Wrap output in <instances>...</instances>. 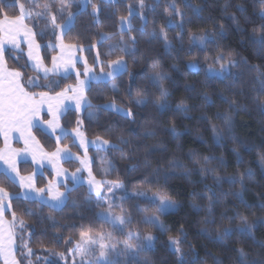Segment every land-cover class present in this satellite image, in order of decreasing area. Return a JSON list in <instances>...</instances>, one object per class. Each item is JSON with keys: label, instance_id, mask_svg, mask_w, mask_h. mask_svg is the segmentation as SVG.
<instances>
[{"label": "trees", "instance_id": "trees-1", "mask_svg": "<svg viewBox=\"0 0 264 264\" xmlns=\"http://www.w3.org/2000/svg\"><path fill=\"white\" fill-rule=\"evenodd\" d=\"M22 3L30 4L31 0H20ZM41 3L46 0H40ZM143 16L132 14L129 16L128 5L139 8L140 0H92L93 4L100 7L99 23L90 15L92 9L81 14L76 20V27L72 34L66 38V43L77 42L79 35L84 44L85 53L93 61L97 50L100 52V58L107 64L109 59H118L123 53L115 51L110 57L107 56L109 49L114 45H120L123 42L129 48H135L137 52L136 60L133 62L128 58L129 71L131 76L125 75L118 77L115 83L121 90V95L117 96L110 91V85L106 83H93L92 91L88 98L93 105L97 106L89 111L97 112V121L89 122L86 113H83V129L86 137L95 140L97 136L110 140L111 143H118L120 138L131 141V144L125 147V152L129 154V159H121L119 152L105 153L92 148L90 153L95 161L93 170L99 179H104L101 175L102 168H108L109 164L116 166V172H109L108 180H119L125 184L127 193L134 197L133 193L146 191L150 195L156 194V187H149L141 181L143 174L148 172V179H151V173L156 168L161 170V185L164 184L163 176L169 172V164L173 160H178L186 165L185 168H177L174 171L172 179H169L165 190L178 204L181 205L177 213L162 216L161 220L170 228L168 234H161L156 229L143 225L140 221L143 216L158 215L155 209H151L143 214L135 211L136 200L130 198L124 202V207L129 210L128 214L134 219V223L128 228L133 232L141 234L151 233L157 236L155 248L149 253L141 256L140 264L147 260L148 264H179L182 254L184 264H215L217 258L222 259L224 264H239L237 250L243 247L246 251L255 257L256 253L264 255V248L259 246V241H264V210L258 207L261 201H264V168L261 167L259 153L264 152V112H261L255 102V97L259 93V75L255 70L259 68L264 72V55L258 54L257 46L254 43L256 38L264 35V30L260 28L264 20L259 17L262 7L258 0H175L176 6L184 16L173 14L169 17L168 13L173 12L171 7L173 0H143ZM5 4L15 5L16 0H4ZM191 4L192 8L186 7ZM243 4L246 11L241 13L237 5ZM200 8L202 11L196 15L192 9ZM40 9H35L39 11ZM71 11L75 12L73 7ZM18 14V8L12 7L8 11L9 16ZM235 16L238 24L233 21ZM121 17H126L130 22L131 31H128V25L123 26ZM2 18V17H0ZM171 21V23H170ZM187 21H191L188 23ZM34 31L40 33L45 30V25L41 22L36 27L32 19L27 20ZM185 23L183 32L173 24ZM223 29L226 35H217V43L209 44L207 51H202L199 47L194 49L193 54L189 55L188 50L193 48L192 37L203 36L212 32H219ZM255 29V31H254ZM165 32L168 42L173 46L172 56L165 52L164 41L161 40L160 33ZM156 33L157 39L152 40L151 36ZM182 35V40L178 39ZM107 36L108 39L102 41L101 37ZM135 36V42L131 39ZM39 44L45 58L50 61L51 57L57 52L52 47H46L55 43L53 37L48 35L46 39L37 35ZM89 44H94L95 48H90ZM217 44L222 54L238 62V66L232 71L239 73L235 81H211L207 80L203 69L217 54ZM22 59L18 63L16 55ZM8 65L12 69H18L20 64L27 60L24 53H8ZM198 62L200 71H189L187 65L190 62ZM247 61V63H245ZM158 62L160 72L167 74L176 82L175 86L166 81L167 87L171 93L169 102L170 110L164 115L159 116L156 113L155 103L157 102L158 89L153 88L145 76H152L150 64ZM178 68L177 72L174 69ZM34 70L25 73V80L36 76ZM61 79V78H57ZM47 82V81H42ZM41 82V83H42ZM75 79L70 77L62 80V85L67 87L73 85ZM186 85H192L195 91H186ZM131 86V87H130ZM148 90L151 95L147 96L153 103L146 111H139L132 100L145 98L143 93L137 94V89ZM39 91L40 89H35ZM207 94L211 103L204 100V94ZM264 100V96L260 97ZM184 101L191 111L188 118H184L176 113V107ZM236 101L241 107L237 111H232L229 102ZM115 102L117 107L127 109L132 108L133 113H138L135 123L125 120L118 114L109 111H98L100 105ZM225 113L232 116L233 132L239 141L248 145L259 146L258 150L248 151L241 144L233 143L228 138L225 130V139L222 145H217L214 141V135L211 131L212 125L219 129L224 128L223 120L218 116ZM80 117L75 110H69L62 118V126L68 128L69 136L61 140V145L69 147L74 153L80 154V148L74 144L73 129L75 121ZM206 117V119H202ZM146 118V119H145ZM174 121L178 131L182 133L179 141H174L164 129L171 127ZM105 129H112L111 132ZM155 133L152 138L148 134ZM35 135L41 142L44 149L48 152H54L57 145L50 134L36 131ZM202 138V139H201ZM177 143L180 147L177 148ZM2 140L0 139V146ZM156 145H162L161 148H155ZM124 147V146H122ZM235 148L243 158V163L237 167L236 156L233 153ZM166 149V151H165ZM152 151V155H146ZM197 152L198 159L202 156H214L216 160L209 167L216 168V176L202 174L189 160V153ZM134 153V155H132ZM97 157H103L101 161ZM223 157L226 161V167H219L218 160ZM145 159L152 164V169L143 167ZM65 167L70 170H77L79 163L76 161H67ZM136 167L135 173H127V169ZM251 168L253 176L251 180L246 179V187L243 192L245 200L252 209H245L239 205L235 196L231 193L241 191L239 184L229 185L227 177L239 173H246ZM20 171L23 176L32 175L35 167L31 162H24L20 165ZM2 173V172H0ZM185 173H190V178H185ZM50 176V171L47 172ZM41 185H46L44 176L40 175ZM216 177L224 180L219 187L216 184ZM205 184L215 191L212 198V215L209 217L208 206L210 201L206 198L212 196V193L205 192ZM73 184L71 185V187ZM0 187H5L13 196H20L21 199H14L12 207L6 215L10 216L14 211L17 220H23L26 230H21L17 224V242L20 246L21 235L32 250V255H24L18 251L17 258L22 264H49L56 260L58 264H72V252L76 243L80 240L82 231L91 229L94 236L99 232H109L113 227L108 223H101L96 220V213L100 209L87 203L88 189L87 185L77 186L76 191L70 195L68 202L62 211H53L47 206H42L38 200H25L21 195L22 189L18 185L10 184L7 179L0 176ZM198 195L193 197L192 193ZM227 194V195H225ZM192 205H196L201 211L197 212ZM31 210L35 215H26L27 210ZM239 211L248 215L249 223H254V236L245 237L238 232L221 244L215 239L216 231L224 227L236 228L239 221L229 224L227 220H221V216H233ZM252 213H255L253 215ZM49 217L52 219L50 220ZM84 217V219H81ZM212 222L209 223L208 221ZM83 225V229L80 227ZM186 232L187 237L181 235ZM213 234L210 239L206 233ZM123 238L124 236H120ZM171 239L180 241V253H176L169 248ZM53 253L56 255L54 256ZM63 253L64 260L59 259V254ZM67 263H65V262ZM118 264H131L128 256H123L117 261Z\"/></svg>", "mask_w": 264, "mask_h": 264}, {"label": "snow or ice", "instance_id": "snow-or-ice-1", "mask_svg": "<svg viewBox=\"0 0 264 264\" xmlns=\"http://www.w3.org/2000/svg\"><path fill=\"white\" fill-rule=\"evenodd\" d=\"M107 2V0H106ZM259 5L264 9V0H258ZM18 8V14L9 16L8 11L12 7ZM75 7L76 11L71 9ZM173 12L168 13L169 17L173 14L178 16H184L180 13L175 0L171 5ZM186 7L192 8L191 4H187ZM91 8L90 15L99 23L100 7L97 4H93L92 0H46L41 3L40 0H31L30 4L22 3L20 0H16L15 5L5 4L4 0H0V137H2L4 147L0 149V166H3V172L0 173L4 179H7L10 184L18 185L21 188L30 190L36 193L35 196H31L29 191L23 193V199L25 200H38L42 206H47L53 211H62L65 204L68 202L70 195L73 191H76L77 186L84 183L88 189L87 203L95 208L100 209L96 213V220L101 223L110 224L116 232L125 237V241L120 247V242L115 240L113 233L97 232L95 236L91 234V229L82 231L80 234V240L76 243L73 251L78 253L81 257L96 256L95 264H118V262L112 257L127 255L131 264H140V258L142 255L151 252L155 248V242L158 237L148 234H141L139 232H130L127 229L135 222L133 217L128 214L129 210L124 207V202L130 198H134L137 202L134 205L137 213L143 214L155 209L158 215L143 216L140 221L143 225L156 229L161 234H168L170 228L161 220L162 216H167L172 213H177L181 207L165 190V186L169 179L173 178L174 171L177 168L183 169L186 167L184 163L178 160H173L169 164V172H165L163 176L164 184L161 185V170L156 168L152 171L151 179H148V172L143 174L141 181L147 186L156 187V194L150 195L146 191H139L134 194V197H130L127 193L125 185L119 180H108L106 177L109 172H116V166L109 164L108 168L101 171V175L104 179H97L96 175L92 171L91 165L95 162L93 158L88 156L89 147H93L97 151H104L105 153L119 152L121 159H129V154L125 152V147L131 144V141L120 138L118 143H111L110 140L97 136L95 140L89 141L86 137V133L83 129L85 117L81 115L75 121V128L73 129L74 144H78L83 149L84 158L74 154L67 147H61L60 143L62 139L69 136L68 128L62 126L61 119L69 112L71 103L74 109L78 113H86L88 121H97V112L89 111L97 106L93 105L92 101L88 98V93L92 91L93 82L106 83L110 85V91L117 96L121 95V90L115 83L118 77L125 75L131 76L129 71L128 58L132 61L136 60V49L129 48L123 42L120 45H114L109 49L107 56L110 57L115 51H119L124 55H121L118 59H109L107 64L100 59V52L97 50L96 55L93 58V64H89L87 58L81 59L77 54L84 51V44L81 42L79 35L76 37L77 42L66 43V38L70 36L76 27L77 18L88 11ZM144 2L140 0L139 8H134L131 4L128 5L129 16L132 14H138L143 16ZM238 10L241 13L246 11V7L243 4L237 5ZM35 9H40L35 11ZM196 15L201 13L200 8L192 9ZM259 17L264 20V10L259 12ZM28 19H32L36 27L37 22H41L45 25V30L37 33L33 27L25 22ZM122 30L125 24L128 25V31H131L130 22L126 17H121ZM233 21L238 24V20L235 16L232 17ZM190 23L191 21H187ZM171 23V21H170ZM173 27L183 29L185 23L173 24ZM260 28L264 30V24L260 25ZM255 31V29H254ZM40 35L41 38L46 39L48 35L53 37L55 43L46 45V47H52L54 50H59V55L51 57V67H48L44 63V58L40 54L41 45L37 42L36 37ZM217 35L224 36L226 32L220 29L219 32H212L203 36H193L192 44L193 48L188 50V54L191 55L196 47H199L202 51H207L209 44L217 43ZM21 38L27 41V60L20 64L18 69H9L5 59L6 46L10 45L14 49H20ZM161 40L164 41L165 52L168 56L173 54V46L168 42L165 32L160 33ZM108 39L107 36H102L101 40ZM131 39L135 42V36ZM152 40L157 39L156 33L151 36ZM182 40V35L178 37ZM257 46L258 54L264 55V35L254 40ZM90 48H95L94 44H89ZM21 52L23 51L20 49ZM15 59L19 63L22 57L16 55ZM247 63V61H245ZM78 64L82 65L83 72L77 67ZM218 65L219 67H215ZM105 66L108 71L105 72ZM238 66V62L229 56L221 53L219 45L217 44V54L203 69L207 80L211 81H235L239 76V73H234L232 69ZM99 68L100 75L96 74V68ZM189 71H200V64L198 62H190L187 65ZM150 69L153 73L152 76H145V79L149 80L153 88L158 89L157 102L155 103L156 113L159 116H164L171 108L169 97L171 95L169 89L165 87V82H170L173 87L176 82L172 80L167 74L160 72V64L154 62L150 64ZM34 70L37 72L36 77H29L25 80V73ZM179 72L178 68L174 69ZM259 75V93L255 97V102L261 112H264V100L260 97L264 96V72H260L259 68L255 69ZM75 72V78L77 84L75 86L64 87L62 85L63 79H68L70 73ZM61 76V79L55 77ZM83 76L85 79H81ZM40 81H47V83H41ZM131 87V86H130ZM35 89H40L36 91ZM186 91H195L194 86L186 85ZM137 94L143 93L145 98L134 99L132 104L139 111H146L152 106V101L146 97L151 93L143 88L136 90ZM204 100L211 103L209 96L205 93ZM229 107L232 111H237L241 106L236 101L229 102ZM98 111H109L118 114L125 120L135 123L138 113H133L132 108L127 109L117 107L115 102L106 103L100 105ZM176 113L184 118H188V113L191 111L187 107L184 101H181L176 107ZM223 120L224 128L219 129L215 125H212L211 131L214 135V141L217 145H222L225 139V130L228 133L233 143H239L248 151L258 150L257 145L244 144L239 141L233 132V121L230 114L225 113L222 116H218ZM146 119V118H145ZM206 119V117H202ZM36 131H40L45 134H50L57 145L54 152H45L40 145ZM107 132H111L112 129H105ZM164 131L171 136L174 141H179L182 133L178 131L174 121L171 127L165 128ZM150 137L154 138L155 133H149ZM18 139L22 142V148H14L12 146L13 140ZM202 139V138H201ZM124 146V147H122ZM155 148H161L162 145H156ZM180 145L177 143V148ZM166 151V149H165ZM233 153L236 156V164L239 167L243 163V158L240 153L233 148ZM153 152L149 151L146 155H152ZM134 155V153H132ZM198 153L191 151L189 153V160L202 174H208L216 176L217 169L211 168L216 157L204 155L198 159ZM30 158L31 162L38 168H42L45 163L50 164L55 170L56 182L49 181L47 188H36L34 185L35 173L29 176H22L20 171V165L22 161H27ZM78 160L81 165L77 168L76 172L69 174L63 167L62 161L65 160ZM99 160H103V157H97ZM259 159L261 167L264 168V152L259 153ZM219 167H226V161L223 157L218 160ZM143 167L145 169H152V164L149 160L145 159ZM87 171V180L85 181L82 176L77 175L82 171ZM127 173H135L138 168L132 167L126 170ZM71 176L73 183L72 187L68 186V177ZM253 176L252 169H247L246 173H237L227 177V183L229 185L239 184L241 191L231 193L235 196L239 205L245 209L251 210L253 205H250L245 200L243 192L246 187V179L251 180ZM185 178H190V173H185ZM224 183V180L216 177V184L219 187ZM63 187L65 191H61ZM205 192L212 193V196L206 198L210 201L208 206L209 217L212 215V198L215 196V191L205 184ZM193 197L197 196V193L191 194ZM227 195V194H225ZM14 199H21L20 196H13L5 187H0V256L4 259V264H22L17 260L16 253L19 251L21 255H24V251L27 250V256L32 255V250L25 242L23 235L19 237L21 243L19 248L16 246V234L14 229L19 224L21 230H26V226L23 220H17L16 214L13 211L12 221L5 227L4 216L6 212L12 207V201ZM193 209L197 212L201 211L196 205H192ZM264 210V201H261L258 205ZM120 213V214H117ZM255 215V213H252ZM26 215L33 216L30 209L27 210ZM51 220L52 218L49 217ZM84 219V217H81ZM221 220H227L229 224L239 221V226L224 227L222 230H217L215 239L224 244L234 232L245 237H251L255 239L254 229L255 224L249 223L248 215H244L237 211L233 216H221ZM209 223L212 221L209 220ZM264 222V218L261 221ZM83 229V225H80ZM185 238L186 232H181ZM206 235L211 239L213 234L207 232ZM180 241L171 239L169 242L170 250L180 253L181 250L178 247ZM259 246L264 248V241H259ZM118 247L120 250L117 251ZM239 257V264H264V255L256 253L255 257L251 253L246 251L243 247L237 250ZM55 256L56 254L53 253ZM59 259L64 260L63 253L59 254ZM49 264H58V261L52 260ZM144 264H148L147 260ZM179 264H184L183 256L181 254ZM215 264H224L222 259L217 258Z\"/></svg>", "mask_w": 264, "mask_h": 264}, {"label": "rangeland", "instance_id": "rangeland-1", "mask_svg": "<svg viewBox=\"0 0 264 264\" xmlns=\"http://www.w3.org/2000/svg\"><path fill=\"white\" fill-rule=\"evenodd\" d=\"M27 24H28V22H27V20L25 21ZM29 25V24H28ZM126 25V24H125ZM29 27H31L30 25H29ZM0 37H2V33H0ZM36 40H37V42H38V39H37V37H36ZM39 43V42H38ZM20 49H22L23 51V53L26 55L27 54V41H26V39H24V38H21V44H20ZM20 49H14L12 46H10V45H7L6 46V53H5V59H6V61H7V59H8V53L9 52H11V53H22L21 52V50ZM40 54H41V56L44 58V63H45V65L46 66H48V67H51L52 65H51V59H50V61H48L46 58H45V56H44V54H43V52H42V47H41V50H40ZM57 55H59V50L57 49V52L53 55V56H57ZM81 59H83V58H87V60H88V62H89V64L91 65V64H93V61H91V59L89 58V56L87 55V53H85V50L84 51H82V52H80V53H78L77 54ZM26 57H27V55H26ZM101 59V61H102V58H100ZM103 62V61H102ZM77 67L80 69V71L81 72H83V68H82V65L81 64H78L77 65ZM215 67H219L218 65H215ZM105 72H107L108 71V68L105 66ZM35 73H37L36 71H35ZM96 74L97 75H100V72H99V68L97 67L96 68ZM38 75V74H37ZM61 78V76H57V77H55L56 79L57 78ZM70 77H73L74 79H75V83L73 84V85H69V86H75L76 84H77V80H76V78H75V72H72V73H70ZM81 79H85V77H83V76H81L80 77ZM40 82H42V81H40ZM42 83H47V82H42ZM93 83H95V82H93ZM68 87V86H67ZM69 104H70V107H69V109L70 110H75L74 109V106H72L71 105V103L69 102ZM80 116L81 115H83V113H78ZM61 124H62V122H61ZM84 125V124H83ZM72 135H73V138L75 139V137H74V134L72 133ZM88 139V138H87ZM89 141H92V140H90V139H88ZM40 142V141H39ZM40 145L42 146V144H41V142H40ZM78 145V144H77ZM60 146L61 147H67V146H63V145H61V143H60ZM42 148H43V150L45 151V152H48V151H46L45 149H44V147L42 146ZM67 148H69V147H67ZM80 148V147H79ZM93 147H89V150H88V156L89 157H91L92 158V156H91V153H90V151H91V149H92ZM70 149V148H69ZM70 151L74 154V156H79L81 159H83L84 158V155H83V149L82 148H80V151H81V153L80 154H77V153H74L71 149H70ZM48 153H51V152H48ZM67 161H76V162H78V160H76V159H72V160H65V161H62V167L69 173V174H71V173H73V172H76V170H70V169H68V168H66L65 167V162H67ZM79 163V162H78ZM81 167V165L79 164V168ZM91 167H92V171H93V173L95 174V172H94V170H93V164L91 165ZM36 168H37V172L35 173V179H34V185H35V187L36 188H47V185H48V182L49 181H52V182H56V180H57V177L55 176V170L53 169V167L50 165V164H48V163H45L44 164V166L42 167V168H38L37 166H36ZM102 169H105V167H103ZM48 171H50V176L49 175H47V172ZM40 175H42V176H44V180L46 181V185H41L40 184V181H41V177H40ZM77 175H80V176H82L83 177V179L86 181L87 180V171L85 170V171H82V172H80V173H77ZM96 178H97V176H96ZM98 180H99V178H97ZM74 182L72 181V179H71V176L69 175V177H68V186L69 187H71V185L73 184ZM85 185H86V183H84ZM124 184V183H123ZM125 185V184H124ZM22 189V193H21V195L23 196V193L25 192V191H29V194L31 195V196H35L36 195V193L35 192H33V191H30V190H26V189H24V188H21ZM60 190L61 191H65V189L63 188V187H61L60 188ZM135 193H133V195H134ZM117 214H120V213H117ZM127 231H130V230H128L127 229ZM130 232H133V231H130ZM105 233H113L114 234V236H115V240L116 241H119L120 242V247H122V245H123V243H124V241H125V237H123V238H121L120 236V234L118 233V232H116V230L113 228L111 231H109V232H105ZM95 236V235H94ZM120 247H118V249H117V251H119L120 250ZM178 247L180 248V244L178 245ZM72 264H95V261H96V259H97V257L96 256H87V257H81L78 253H75L74 251L72 252ZM125 256H127V255H125ZM124 256V257H125ZM123 258V256H118V257H116V256H114V257H112V259H114V260H116V261H118V260H120V259H122ZM65 262V261H64ZM65 263H67V262H65Z\"/></svg>", "mask_w": 264, "mask_h": 264}, {"label": "crops", "instance_id": "crops-1", "mask_svg": "<svg viewBox=\"0 0 264 264\" xmlns=\"http://www.w3.org/2000/svg\"><path fill=\"white\" fill-rule=\"evenodd\" d=\"M23 53V52H22ZM7 62V61H6ZM7 67L9 68V69H12L9 65H8V62H7ZM37 76V75H36ZM36 76H33V77H36ZM70 110V109H69ZM62 120V119H61ZM0 139L2 140V137H0ZM12 146L14 147V148H22L23 147V144H22V142H20L18 139H16V140H13V142H12ZM3 147H4V144H3V140H2V145L0 146V149H3ZM24 162H31V160H30V158L27 160V161H22L21 162V164L22 163H24ZM32 163V162H31ZM33 164V163H32ZM34 165V167H35V171H34V173H36L37 172V168H36V165L35 164H33ZM0 172H3V166H0ZM22 175V174H21ZM23 176V175H22ZM26 177V176H25ZM12 221V219H11V217L10 216H8V215H6V213H5V216H4V224H5V227L8 225V223H10ZM14 232H15V234L17 233V225H16V227H15V229H14ZM16 237H17V234H16ZM16 246H17V248H18V242H17V239H16ZM17 255H18V251H17V253H16V258H17ZM17 260H18V258H17ZM0 264H4V259H3V257L2 256H0Z\"/></svg>", "mask_w": 264, "mask_h": 264}]
</instances>
